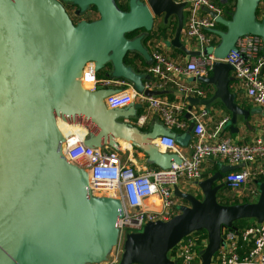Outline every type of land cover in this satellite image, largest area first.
<instances>
[{"label": "water", "instance_id": "water-1", "mask_svg": "<svg viewBox=\"0 0 264 264\" xmlns=\"http://www.w3.org/2000/svg\"><path fill=\"white\" fill-rule=\"evenodd\" d=\"M87 12L95 7L99 18L74 23L61 0H0V264H103L117 244L123 202L115 197L93 195L88 171L67 159L61 120L88 130L85 144L120 150V141L143 150L149 161L169 169L180 164L175 153L161 152L155 141L171 136L181 147L192 140L195 122L190 111L195 106L210 108L220 101L231 115L230 130L238 132V119L264 114V107L250 110L236 102L230 83L233 67L215 61L209 76L191 79L213 87L209 98L188 97L190 120L185 134L170 131L157 123L150 131L128 122L143 107L133 103L124 108H108L104 99L113 90L89 91L81 82L88 62L96 72L130 81L146 96H164L170 90L144 88L145 74L137 73L124 60L139 53L152 60L143 40L156 18L167 24L173 17L177 28L169 44L186 59L200 52L181 41L186 0H130L129 11H121L114 0H63ZM264 0H236L231 19L203 7L226 30L211 31L220 37L208 53L225 59L237 51L238 40L248 34L262 38L264 19L256 10ZM144 30L134 39L127 34ZM111 64V65H108ZM239 165H224L213 175L194 182V192L174 187L184 203L179 213L167 221L149 222L141 232L129 233L121 264H176L169 253L186 236L207 232L208 243L200 251L202 264L223 244L224 229L238 230L235 222L255 219L264 222V180L256 182V201L220 204L218 191L227 183L224 176Z\"/></svg>", "mask_w": 264, "mask_h": 264}, {"label": "built area", "instance_id": "built-area-1", "mask_svg": "<svg viewBox=\"0 0 264 264\" xmlns=\"http://www.w3.org/2000/svg\"><path fill=\"white\" fill-rule=\"evenodd\" d=\"M186 22L184 41L199 56H192L186 62L174 61L160 49L153 50L151 64L147 68L149 78L144 88L149 90L172 89L178 92L177 99L166 96L148 97L123 78L98 77L94 62H88L81 77L82 85L89 91L108 88L113 92L104 101L108 108H124L133 103L143 105L141 112L128 118V122L143 128L154 117L162 121L170 131L186 132L189 120L180 117L185 109L188 112V97L206 98V92L190 79L209 76L215 61L229 63L235 77L241 81L246 95L256 106L264 107V54L262 38L248 34L241 37L237 51H230L225 59L208 53L209 47H216V20L203 7L217 10L211 0H186ZM259 19H264V5ZM88 82L89 86L86 84ZM196 82V81H195ZM198 83V82H197ZM198 107V108H196ZM195 122L192 135V153L187 156L171 136L158 138V145L165 152L178 154L182 162L169 169L138 171L130 163H124L117 152L108 146L94 148L85 144L88 130L64 134V154L67 159L85 168L89 173L90 188L96 196L115 197L123 202L124 214L119 221L118 241L108 260L103 264H121L126 237L129 233L141 232L149 222L167 221L179 213V202L174 187L181 179L192 185L202 179L204 162L221 159L228 165H239L237 170L228 172L224 181L238 193L264 177V138L252 143H238L224 135L229 117H224L214 130H208L206 119L210 110L205 106H195L190 111ZM260 194L259 186H250L247 196L256 201ZM159 196L161 207L158 210L143 208V200ZM224 241L212 257L211 264H264V222L257 221L243 229L223 230ZM208 237L195 232L182 239L171 251L169 258L176 264H202L200 251L206 247Z\"/></svg>", "mask_w": 264, "mask_h": 264}, {"label": "crops", "instance_id": "crops-1", "mask_svg": "<svg viewBox=\"0 0 264 264\" xmlns=\"http://www.w3.org/2000/svg\"><path fill=\"white\" fill-rule=\"evenodd\" d=\"M202 11H203V14H204L205 11L204 10H202ZM170 20H169V22H170ZM185 22H186V8H185L184 29H185ZM167 24L164 23V20L163 19L156 18L155 19V22H154V25H153V29L158 28V27H164ZM184 29H183V33H182V36H181V41L188 48L192 49L191 46H193V45L188 44V43H185L186 41H184V38H183V36H184ZM220 30L225 31V29H222V28ZM174 35H173V37H174ZM172 38H169V39L161 38V37L158 38V39H155V38L153 39L152 38V40L149 41L147 43V45H146L147 49L150 52V55L152 54V52H153L154 49L158 48L162 52H164L166 55L170 56V53H173L174 50L177 49L175 47H172L169 44V42H170V40ZM214 42H215V44L217 46L219 44V42H220V37L219 36L215 37ZM175 57L174 58L178 62H186L187 61V59H186V57L184 55H175ZM231 74H232V76L235 77L233 71H232ZM194 83L196 85H199L200 86V83H197V82H194ZM230 89H231L232 92H235L236 93V99L239 98L240 100H246V101H248V103H250L252 105L251 108L260 107V106H256L252 102V100L246 95L245 89H244L241 81H239L238 78H237L236 81H232L230 83ZM167 90L172 91L171 94L174 95V98H173L174 100L178 98V96H179L178 92H176V91H174L172 89H167ZM167 95H164V96L167 97ZM210 96H206V98H209ZM173 99H170V100H173ZM213 105L210 108H208L210 110V113H211L210 117L206 119V126H207V129L208 130H214L215 127L218 125V123L220 121H222L224 119V117H226V116L229 117V119H231V115L230 114H227L226 110H224L222 108H216ZM196 108H198V107H196ZM242 108H244V107H242ZM244 109L250 110L248 108H244ZM263 111H264V109H263ZM157 123L163 124L160 119L154 117L143 128H149V131H150ZM189 123H190V120H189ZM229 126H230V120H229L228 124L226 125V127L224 128V132H223L224 135L229 136L230 138H232L234 141H236L238 143H252L257 138H264V114H253V115H250L249 118H248V120H245L243 117H240L238 119V123H237V127H238V132L237 133H233L230 130V127ZM71 128H72L71 132H73V130L75 129V127H71ZM185 133L186 132H183V134H185ZM158 138L156 139L155 144H156V146H158V148H159V150L161 152H165L158 145ZM192 145H193V140H191V142L189 143L188 146L181 147L182 148V151H183V153L185 155L189 156L192 153ZM139 149L140 148L135 147V146H132L130 143L129 144H127V143H122L121 144V141H120V150H117V152L119 153V155H120V157H121V159H122V161L124 163H130V165H132L133 167H135L138 171H142L143 172L145 170L154 169L153 165H155V164L151 163L149 161L148 155L143 150L141 151ZM213 164L214 165L215 164L218 165L219 170H220V168L222 166L226 165V162H224L221 159H211V158H209V159H207L204 162L203 171L204 172L205 171H210L211 168H212V166H213ZM155 166H157V165H155ZM223 181H224V179H223ZM192 184L190 182H187V180H185V179H181L180 182H179V184H178V186H179L180 189H182L183 191H186V192H194L196 194L197 193H200V190L196 186H194ZM250 186H253V185L250 183L248 185V187H250ZM177 199H178L179 205H182L184 203L181 199H179V198H177ZM160 207H161V201H160L159 196H157V195H154L152 197L145 198L143 200V208L158 210Z\"/></svg>", "mask_w": 264, "mask_h": 264}, {"label": "trees", "instance_id": "trees-1", "mask_svg": "<svg viewBox=\"0 0 264 264\" xmlns=\"http://www.w3.org/2000/svg\"><path fill=\"white\" fill-rule=\"evenodd\" d=\"M129 1L130 0H114L115 4L117 5V7L124 12L129 11ZM213 6L217 9L220 10V13L222 16H224L226 19H231V14L235 11L236 8V0H211ZM262 5H264V2H260L257 10H256V17L259 19L260 16V11H261V7ZM91 10L96 11L97 16L93 19L90 18H85L83 20H87V21H93L99 18V14L97 12V9L95 7H92ZM81 21V20H80ZM177 28V19L175 17H173L170 22L164 26V27H158L155 28L146 33V36L143 40L144 45L146 46L147 43L149 41L152 40V38L154 39H158V38H172L173 35L175 34ZM216 28L218 29H225L226 27L221 25V24H216ZM144 30H138L135 31L133 33L127 34L126 37L128 39H134L135 37L139 36L141 33H143ZM175 55H182V52L179 49H175L173 53H170V56L174 61H176V57ZM175 57V58H174ZM125 63L128 66H131L133 68V70L137 73H141V74H145L146 77L144 79L147 80L149 78V76L147 75V68L150 66L151 62L147 61L142 55H140L139 53H130L126 56L125 58ZM98 77L102 78L104 77L102 75V71H100L98 73ZM199 88H202L203 90H205L206 92V96H210L212 94L213 91V87L209 86V85H204V84H200L197 85ZM167 97H169V99H173L174 95L173 94H168ZM236 102L238 104H240L242 107L244 108H251V104L248 103V101L246 100H240L239 98L236 99ZM216 108H222L224 110L225 107L223 106V104L220 101H217L214 103L213 105ZM141 112V111H140ZM227 114H230L229 111H227ZM186 113L187 111L184 109L183 112L181 113L180 117L182 119H184L185 121H188L187 117H186ZM71 127H69L68 129H70ZM76 129H78L79 131L82 130L81 127L79 126H75ZM143 131H149V128H141ZM177 133H179L180 135L183 134V131H178L176 130ZM141 150V149H139ZM142 151V150H141ZM154 169H158L159 167L153 165ZM219 170L218 165H214L212 166L210 171H205L203 172L202 175V179L203 178H207L210 175L214 174L216 171ZM258 180L263 181L264 177L259 178ZM253 186H256V181H252L251 183ZM239 193V192H238ZM198 197H202L200 193H197ZM217 200L220 204H224V205H232V204H237V203H245V202H253V200L246 195L241 194V197H239V195L233 191V189L229 186V184L224 185L217 193ZM256 222L255 219H242L239 220L237 222L234 223V225L238 228V229H243L249 225H252ZM196 234H199L201 236L207 237V232L205 230H199L195 232ZM172 253L170 252L169 255H171Z\"/></svg>", "mask_w": 264, "mask_h": 264}, {"label": "flooded vegetation", "instance_id": "flooded-vegetation-1", "mask_svg": "<svg viewBox=\"0 0 264 264\" xmlns=\"http://www.w3.org/2000/svg\"><path fill=\"white\" fill-rule=\"evenodd\" d=\"M61 2H62V4H63V6L65 7V9H66V12L68 13V15L70 16V18H71V20L76 24V23H78L80 20H83V19H85L84 18V14L86 13V12H81L80 11V9L77 7V6H75V5H73V4H71L70 2H68V1H63V0H61ZM92 8H90L88 11H90ZM87 11V12H88ZM130 54V53H129ZM124 64L126 65V63H125V60H124ZM108 65H111V64H108ZM140 111H138L136 114H138Z\"/></svg>", "mask_w": 264, "mask_h": 264}, {"label": "rangeland", "instance_id": "rangeland-1", "mask_svg": "<svg viewBox=\"0 0 264 264\" xmlns=\"http://www.w3.org/2000/svg\"><path fill=\"white\" fill-rule=\"evenodd\" d=\"M97 16V13H96V11H94V10H90V11H88V12H86L85 14H84V18H90V19H93V18H95ZM102 75L103 76H105L106 75V70H102ZM86 84L88 85V82H86ZM71 130H72V128H70V129H68V128H64V134H68L69 132H71ZM75 130V131H74ZM73 130V132H78L79 130L78 129H74ZM249 187L247 186L246 187V189H243L242 191H241V194H243V195H246L247 193H248V191H249V189H248ZM234 191V190H233ZM237 194H238V192L237 191H235ZM240 193V192H239ZM94 195V194H93Z\"/></svg>", "mask_w": 264, "mask_h": 264}, {"label": "bare ground", "instance_id": "bare-ground-1", "mask_svg": "<svg viewBox=\"0 0 264 264\" xmlns=\"http://www.w3.org/2000/svg\"><path fill=\"white\" fill-rule=\"evenodd\" d=\"M88 86H89V84H88ZM57 124H58V127H59V129L61 130V132L63 134H64V132H63L64 131V128L66 129V128L75 127V126H79V127L83 128V126H80V125H71V124L65 123V122H63L61 120H58L57 121ZM122 143H127V142L121 141V144ZM127 144H129V143H127Z\"/></svg>", "mask_w": 264, "mask_h": 264}]
</instances>
